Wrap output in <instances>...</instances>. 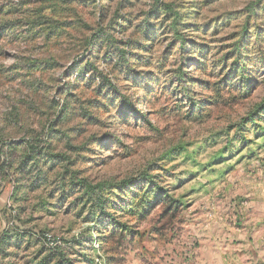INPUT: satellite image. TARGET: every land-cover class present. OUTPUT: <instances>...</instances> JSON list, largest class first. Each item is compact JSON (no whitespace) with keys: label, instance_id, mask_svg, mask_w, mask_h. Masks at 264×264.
<instances>
[{"label":"rangeland","instance_id":"rangeland-1","mask_svg":"<svg viewBox=\"0 0 264 264\" xmlns=\"http://www.w3.org/2000/svg\"><path fill=\"white\" fill-rule=\"evenodd\" d=\"M0 264H264V0H0Z\"/></svg>","mask_w":264,"mask_h":264},{"label":"trees","instance_id":"trees-1","mask_svg":"<svg viewBox=\"0 0 264 264\" xmlns=\"http://www.w3.org/2000/svg\"><path fill=\"white\" fill-rule=\"evenodd\" d=\"M161 7H163V5H161Z\"/></svg>","mask_w":264,"mask_h":264}]
</instances>
